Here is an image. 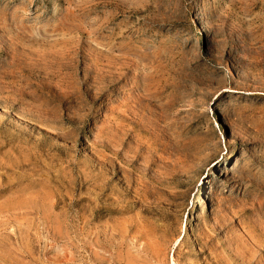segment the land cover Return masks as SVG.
Returning <instances> with one entry per match:
<instances>
[{
  "label": "rangeland",
  "instance_id": "rangeland-1",
  "mask_svg": "<svg viewBox=\"0 0 264 264\" xmlns=\"http://www.w3.org/2000/svg\"><path fill=\"white\" fill-rule=\"evenodd\" d=\"M0 264H264V0H0Z\"/></svg>",
  "mask_w": 264,
  "mask_h": 264
},
{
  "label": "snow or ice",
  "instance_id": "snow-or-ice-1",
  "mask_svg": "<svg viewBox=\"0 0 264 264\" xmlns=\"http://www.w3.org/2000/svg\"><path fill=\"white\" fill-rule=\"evenodd\" d=\"M213 107H215V105H213ZM217 115H218V118H220L222 116V114L219 113L218 109H217Z\"/></svg>",
  "mask_w": 264,
  "mask_h": 264
},
{
  "label": "bare ground",
  "instance_id": "bare-ground-1",
  "mask_svg": "<svg viewBox=\"0 0 264 264\" xmlns=\"http://www.w3.org/2000/svg\"><path fill=\"white\" fill-rule=\"evenodd\" d=\"M228 166H229V164H227L224 168H223V170H227L228 169ZM194 218V217H193ZM193 218H191L192 220H193Z\"/></svg>",
  "mask_w": 264,
  "mask_h": 264
}]
</instances>
